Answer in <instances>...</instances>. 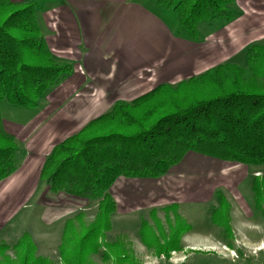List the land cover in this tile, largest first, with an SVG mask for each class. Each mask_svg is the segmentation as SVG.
Masks as SVG:
<instances>
[{
    "label": "trees",
    "instance_id": "trees-1",
    "mask_svg": "<svg viewBox=\"0 0 264 264\" xmlns=\"http://www.w3.org/2000/svg\"><path fill=\"white\" fill-rule=\"evenodd\" d=\"M233 1L158 0L157 4L173 9L182 30L196 40L201 23L233 18L229 8ZM37 10L38 4L31 0H0V104L5 101L34 109L47 91L71 71L48 50L36 21ZM245 60L246 67L224 64L176 86L184 85L191 93L171 96V111L161 107L160 97L151 100L160 86L130 103H117L109 113L52 148L39 174L48 190L96 203L90 221L86 222L85 211H79L65 222L60 255L64 256L68 243L72 249L77 247L66 264H85L99 251L97 240L110 229L117 211L110 188L120 177L158 179L187 153L264 166V46H250ZM15 151L14 139L3 131L0 117V181L14 172ZM252 193L264 215V188L255 179ZM219 194L216 198L220 208L227 209L228 204ZM175 207L172 204L163 209ZM210 222L224 228L225 238H232L219 212L212 211ZM182 231L180 226L176 229L179 236L172 237L164 248L166 252L181 249ZM109 250L113 251V246L108 245ZM28 255L23 264H31Z\"/></svg>",
    "mask_w": 264,
    "mask_h": 264
},
{
    "label": "crops",
    "instance_id": "crops-1",
    "mask_svg": "<svg viewBox=\"0 0 264 264\" xmlns=\"http://www.w3.org/2000/svg\"><path fill=\"white\" fill-rule=\"evenodd\" d=\"M31 1L40 4L36 21L47 48L56 61L71 66V71L47 91L36 109L18 110L24 114L29 111L26 121L4 118V129L16 138L19 151L15 156L16 170L0 182V205L15 194L19 199L14 201L20 202V196H24V207L33 201L34 205L40 204L44 213L50 208L49 204H42L45 198L47 203L58 204L64 195L50 196L39 179L41 167L55 145L109 113L117 103H130L163 85L178 86L224 64L246 67L247 49L264 45L261 0H234L230 6L233 18L201 23L196 40L180 34L185 31L177 14L165 19L155 11L150 3L160 6L154 0ZM193 154L187 153L181 161ZM167 175L158 179L118 178L110 188L117 205L114 216L167 207L162 203L164 194L180 181ZM210 181L184 183L191 196L198 198L200 193H209L206 183ZM64 196L69 204L80 205L78 198ZM176 204L181 210V205ZM81 207V211L86 209L88 202L75 208ZM209 237L205 231L192 233L185 245L207 247Z\"/></svg>",
    "mask_w": 264,
    "mask_h": 264
},
{
    "label": "rangeland",
    "instance_id": "rangeland-1",
    "mask_svg": "<svg viewBox=\"0 0 264 264\" xmlns=\"http://www.w3.org/2000/svg\"><path fill=\"white\" fill-rule=\"evenodd\" d=\"M154 1L157 4L158 0ZM262 2L264 1L261 0L260 3ZM152 3L150 5L165 19H167V15L176 17V12L173 9L158 4L160 7H156ZM40 9V4H38V10ZM180 34L188 35L187 32H180ZM52 57L54 58L53 55ZM57 62L61 63L58 60ZM68 75L69 72L63 77ZM171 86H161L157 95L151 98L153 101L160 97L161 107L169 111L173 107L171 96L178 94L179 96H188L191 93L184 85L181 87ZM145 102L147 104L151 102L150 98ZM8 107L15 106L5 101L0 104L1 125L3 131L14 139L16 156L19 151L18 142L12 134L4 129L3 121L9 116L19 122L26 121L29 111L24 114L18 110L27 108L15 107L17 109L10 110ZM203 167L205 170L202 171ZM207 169L210 173L209 179H207ZM167 174L166 177L177 178L180 181L174 183V189L171 192L164 194L162 203L167 206L178 203L181 205V210L175 207L147 213L138 212L126 217H112L110 229L97 240L100 246L99 251L90 255L85 264H264V215L256 207L252 193L254 179L261 189L264 188V166L239 165L193 154V157L181 161L179 166L169 170ZM193 177L194 179H191ZM210 179L209 184L206 183L209 186H207L209 193H200L198 198L191 196L192 193L184 183L188 181L203 182ZM217 192H220L219 196L224 198L228 204L227 209L220 208V203L216 198ZM49 193L50 196L55 197L59 194L67 195L50 191ZM2 195L3 193L0 192V196ZM64 195H61L58 204L56 201L47 203L45 202L46 198L43 203L40 200V203L49 204L48 207H50L44 213L40 204L35 203L34 205L33 201L25 204L24 207L21 204L24 196H20V202L19 200L14 201L19 199L18 196L15 197V194L8 202L5 201L0 205V264H23L22 261L27 253L31 264H66L67 258L76 252L77 247L72 249V245L68 243L63 250L64 256L60 255L64 229L67 226L65 222L84 208L76 209L75 207L78 208L87 201L78 198L80 205L74 206L64 201V198H68ZM210 197L211 200L207 201ZM95 208L96 203L89 202L88 207L83 210L86 214V222L93 218ZM213 210L219 212L222 220L227 222L232 238L224 237L223 227L218 228L211 224L210 216ZM262 210L264 211V204ZM177 219L181 222L176 221ZM51 221L53 222L49 223ZM179 226L183 230L179 237L181 249H172L166 252L164 248L172 237L179 236L175 234ZM204 231L210 236L207 240L210 245L200 246V248L185 245L188 235ZM84 232L85 230H83V234ZM18 244L19 246L16 248ZM108 245L113 246L114 250H109V252Z\"/></svg>",
    "mask_w": 264,
    "mask_h": 264
}]
</instances>
